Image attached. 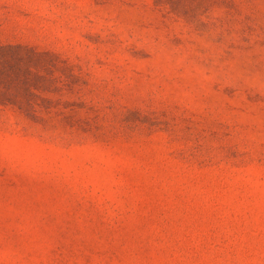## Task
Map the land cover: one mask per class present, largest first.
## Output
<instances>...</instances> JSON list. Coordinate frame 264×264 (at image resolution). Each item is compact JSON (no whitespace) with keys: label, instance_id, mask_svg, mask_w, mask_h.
<instances>
[{"label":"rangeland","instance_id":"1","mask_svg":"<svg viewBox=\"0 0 264 264\" xmlns=\"http://www.w3.org/2000/svg\"><path fill=\"white\" fill-rule=\"evenodd\" d=\"M0 264H264V0H0Z\"/></svg>","mask_w":264,"mask_h":264}]
</instances>
